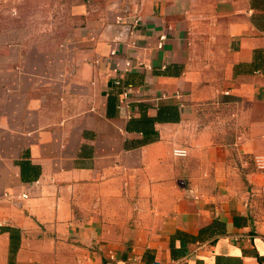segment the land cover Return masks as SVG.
I'll use <instances>...</instances> for the list:
<instances>
[{
    "label": "crops",
    "instance_id": "obj_1",
    "mask_svg": "<svg viewBox=\"0 0 264 264\" xmlns=\"http://www.w3.org/2000/svg\"><path fill=\"white\" fill-rule=\"evenodd\" d=\"M18 1L0 264H264V0Z\"/></svg>",
    "mask_w": 264,
    "mask_h": 264
},
{
    "label": "built area",
    "instance_id": "obj_2",
    "mask_svg": "<svg viewBox=\"0 0 264 264\" xmlns=\"http://www.w3.org/2000/svg\"><path fill=\"white\" fill-rule=\"evenodd\" d=\"M138 17V16H137ZM139 22V18H136L134 20V24H137ZM164 39V35L159 36V41L157 43V47L162 46V42ZM116 50L113 49L110 51L111 55H115ZM130 67V61L127 60L124 63L123 69H119L116 65L112 67L113 73H117L116 77L113 78V83L116 85H119L120 87V94H119V100H118V108H123L126 111V118L131 117V112L129 109V103H130V96L133 92V88L131 85L124 83L122 80V77L120 76L121 73H124L127 71ZM173 154L178 155V156H183L186 154V150L184 148L176 147L173 149ZM254 166L257 171L264 172V153L261 154H256L253 158ZM5 197H7L9 200H17L20 201L22 199H26L29 197V190L26 189L22 191L19 194H12V193H4L3 194ZM112 258V256H111Z\"/></svg>",
    "mask_w": 264,
    "mask_h": 264
},
{
    "label": "rangeland",
    "instance_id": "obj_3",
    "mask_svg": "<svg viewBox=\"0 0 264 264\" xmlns=\"http://www.w3.org/2000/svg\"><path fill=\"white\" fill-rule=\"evenodd\" d=\"M26 1H30V0H26ZM17 2H19V1L18 0H0V19H2L1 17H3V18L7 17L6 14L10 8H12V7L17 8V5H18Z\"/></svg>",
    "mask_w": 264,
    "mask_h": 264
},
{
    "label": "trees",
    "instance_id": "obj_4",
    "mask_svg": "<svg viewBox=\"0 0 264 264\" xmlns=\"http://www.w3.org/2000/svg\"><path fill=\"white\" fill-rule=\"evenodd\" d=\"M256 51H255V58H256ZM255 68H257V67H259V64L256 62V60H255V62H252L251 63Z\"/></svg>",
    "mask_w": 264,
    "mask_h": 264
}]
</instances>
